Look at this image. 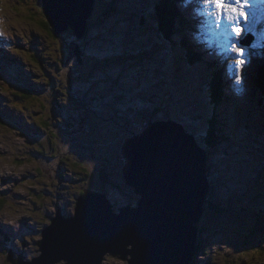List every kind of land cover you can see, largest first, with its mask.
Here are the masks:
<instances>
[{
	"label": "rangeland",
	"instance_id": "374dc122",
	"mask_svg": "<svg viewBox=\"0 0 264 264\" xmlns=\"http://www.w3.org/2000/svg\"><path fill=\"white\" fill-rule=\"evenodd\" d=\"M159 5L168 6L163 0H96L87 33L77 40L71 31L52 37L43 30L41 0H0V40L17 48L11 53L16 63L0 65V264H11L10 256L39 257L42 230L58 208L74 215L83 190L105 192L115 211L135 206L139 196L122 177L121 146L155 117L181 123L211 160L193 262L264 264V79L253 63L261 50L255 21L252 30H244L247 19L240 25V69L222 49L231 45L214 42L210 28L202 32L205 19H192L188 28L210 51L229 56L232 87L207 47L194 49L191 64L181 58V38L171 34L164 41ZM141 6L148 8L141 12ZM173 12L181 17L178 8ZM211 83L222 89L216 103ZM43 123L52 142L59 138L64 147L52 151L55 159L36 153L51 152L47 134L39 132ZM102 264L126 262L107 256Z\"/></svg>",
	"mask_w": 264,
	"mask_h": 264
},
{
	"label": "water",
	"instance_id": "95a60500",
	"mask_svg": "<svg viewBox=\"0 0 264 264\" xmlns=\"http://www.w3.org/2000/svg\"><path fill=\"white\" fill-rule=\"evenodd\" d=\"M41 2L56 34L84 37L95 0ZM129 137L121 146L122 177L137 204L115 211L105 192L86 189L74 215L58 208L42 230L39 257L21 263L10 256L11 264H102L107 256L126 264H192L210 192L207 151L171 119L149 118Z\"/></svg>",
	"mask_w": 264,
	"mask_h": 264
},
{
	"label": "trees",
	"instance_id": "16d2710c",
	"mask_svg": "<svg viewBox=\"0 0 264 264\" xmlns=\"http://www.w3.org/2000/svg\"><path fill=\"white\" fill-rule=\"evenodd\" d=\"M166 6V5H165ZM165 8V9H164ZM163 9L161 8V6L159 5L158 6V9L157 10H162L161 11V13H160V23H159V27H158V31L160 32V34H162L165 38H166V40H168V39H170V35L171 34H173V32H174V21H175V15H174V12H173V8H171L170 6H167V7H164ZM43 16V15H42ZM43 18H44V21L41 23V25H42V28H43V30H46V32H48V34L50 35V36H52V37H57V36H59L58 34H56V32H55V30L48 24V22H47V20L45 19V17L43 16ZM90 25V24H89ZM87 32V31H86ZM70 35V34H69ZM188 61H189V63H190V60H191V58L189 57L188 59H187ZM210 85V84H209ZM210 87H213V94H212V102L214 103V102H216V99H217V95H218V93H219V91L221 92V87L220 86H216V85H214L213 83H211V86ZM23 98L25 99V98H27V94L26 95H24L23 96ZM153 110H155L154 109V107H153ZM172 120V119H171ZM38 128H39V132L40 133H42V132H45L46 134H47V136H48V140H50V148H51V152L50 153H48L47 152V150L45 149V151H42V152H37L36 151V153H38V154H41V155H43V156H48L47 158H50L51 157V159L53 158V159H55L56 158V155H54L55 153H57L56 151H58V146H60V148L62 149V152H64V147L60 144V143H58V141H60L59 140V138L57 139V141L56 142H52V139H50V136H49V134H48V128H47V123H43V125L42 126H38ZM21 132H22V130H21ZM23 133V132H22ZM206 133H207V138H208V142L210 141V143H211V139L213 140V141H215L216 140V137H215V133L210 129V130H206ZM206 142V141H205ZM43 150V149H42ZM55 152V153H53V152ZM50 154V155H49ZM46 158V157H45ZM39 160V159H38ZM48 161V160H47ZM64 159H62V160H60L59 161V163L60 164H62V163H64ZM211 162V161H210ZM59 164V165H60ZM58 165V166H59ZM74 165H77V163H74ZM82 166V169L79 171V173L81 174V177H83V178H85L86 177V175L88 174V172L87 171H85L84 170V166L83 165H81ZM84 167V168H83ZM86 169V168H85ZM41 171H43V169L41 170V168H38V174H41ZM64 174V173H63ZM64 176H65V174H64ZM62 177V176H61ZM84 191V190H83ZM82 191V192H83ZM199 247L200 246H198V250H199ZM194 263V262H193ZM192 263V264H193ZM195 264V263H194ZM230 264H233V263H230Z\"/></svg>",
	"mask_w": 264,
	"mask_h": 264
},
{
	"label": "snow or ice",
	"instance_id": "6c2138e0",
	"mask_svg": "<svg viewBox=\"0 0 264 264\" xmlns=\"http://www.w3.org/2000/svg\"><path fill=\"white\" fill-rule=\"evenodd\" d=\"M203 2L204 6L209 9V14L214 16L217 25H219L221 20L227 21L233 25L232 33L237 37L241 35L242 29L239 26V22L241 19H247L244 9L249 7V0H203ZM227 51L236 57L234 67L240 69L244 64V49L232 44L227 48Z\"/></svg>",
	"mask_w": 264,
	"mask_h": 264
},
{
	"label": "bare ground",
	"instance_id": "6f19581e",
	"mask_svg": "<svg viewBox=\"0 0 264 264\" xmlns=\"http://www.w3.org/2000/svg\"><path fill=\"white\" fill-rule=\"evenodd\" d=\"M96 1V0H95ZM163 1H171V0H163ZM146 8H148V7H146V6H141L140 8H139V10L141 11V12H145V9ZM187 8H189V7H187ZM156 9V11H157V8H155ZM206 9H208V8H206L205 6H204V2L202 1V0H199V2H198V4H197V6L195 7V11H197V12H199L200 14H202V13H204V10H206ZM248 9V7L247 8H245L244 10H247ZM264 13V12H263ZM191 16H193V13H191L190 14ZM89 20V19H88ZM257 20V19H256ZM188 23L190 24V21H188ZM214 23V20L213 19H208L207 21H206V24L209 26V25H211V24H213ZM240 24H243V20L241 19L240 20V22H239V26H240ZM185 26V24L184 23H182L179 27H177V32H178V37L176 38V39H179V38H181V40L180 41H186L187 39H188V33L187 32H185V29H183V27ZM232 24H231V27H230V29H232ZM214 30H215V34L217 35V36H220V38L224 41V42H226V44H227V46L228 45H232V44H230L232 41H233V39L234 38H238L236 35H234L233 33H232V31H231V33H229V23L227 22V21H224V23L220 26V25H215L214 26ZM87 33V32H86ZM185 33V34H184ZM229 33V34H228ZM230 34L233 36V37H230ZM264 34V18H260L259 19V28H258V30H257V34L255 35V36H257V37H259V36H261V35H263ZM74 35V34H73ZM221 35H223V36H221ZM163 39H164V41H166V39H165V37L163 36ZM77 40H80V39H77ZM197 45V41H196V39H195V37H191L190 38V46H196ZM220 45V44H219ZM229 47V46H228ZM228 47H226L225 45H222V49L223 50H225V52H227L228 54H229V52L227 51V48ZM187 55H190L189 53H187ZM232 54H230V56H231ZM257 58L255 59V62L256 63H259V62H264V50H261V51H259L258 53H257ZM232 58V57H231ZM180 70V69H179ZM259 73L260 74H263L264 75V67H261V69H259ZM233 93L236 95V94H239V92H238V90H237V87H236V89H234V91H233ZM233 96V95H232ZM235 107V106H234ZM233 107V108H234ZM181 124V123H180ZM184 128V127H183ZM212 128H214V125L212 126ZM140 131V130H139ZM137 135V134H136ZM135 136V135H134ZM93 191H95L96 192V190H93ZM48 226V225H47ZM45 228V227H44ZM41 237H42V232H41ZM42 239V238H41ZM22 256H20V257H18V258H16V259H14V258H12V261H14V260H17V261H19V262H21V263H24V261H22ZM46 259H49L47 256H45V260ZM54 259H55V257H54ZM62 262H64V261H62ZM65 263V262H64Z\"/></svg>",
	"mask_w": 264,
	"mask_h": 264
}]
</instances>
